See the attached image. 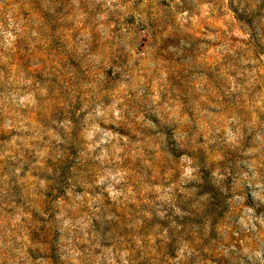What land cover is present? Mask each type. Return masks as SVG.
<instances>
[{
  "label": "rangeland",
  "instance_id": "1",
  "mask_svg": "<svg viewBox=\"0 0 264 264\" xmlns=\"http://www.w3.org/2000/svg\"><path fill=\"white\" fill-rule=\"evenodd\" d=\"M0 264H264V0H0Z\"/></svg>",
  "mask_w": 264,
  "mask_h": 264
}]
</instances>
